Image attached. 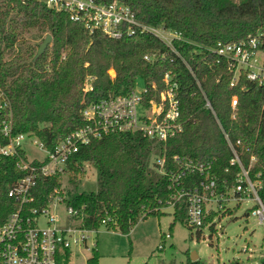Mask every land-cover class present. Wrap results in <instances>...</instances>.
I'll return each instance as SVG.
<instances>
[{
	"label": "trees",
	"instance_id": "obj_1",
	"mask_svg": "<svg viewBox=\"0 0 264 264\" xmlns=\"http://www.w3.org/2000/svg\"><path fill=\"white\" fill-rule=\"evenodd\" d=\"M96 1L108 4L115 0ZM118 1L129 6L140 21L178 32L182 40L176 41V47L195 76L163 41L148 32L116 38L100 28L91 30L67 12L39 0H0V86L11 100L15 132L34 134L52 148L68 132L85 125L81 109L86 103L110 94H128L136 88L139 77L150 87L149 97H158L165 86V73H173L185 122L182 133L166 143L140 132L111 133L82 145L69 162L74 189L78 188L77 174L86 163L97 170L96 190L67 193L68 204L81 213L82 226L98 229L106 225L129 233L140 220L163 214L173 199L168 174L150 167L155 153H166L167 168L174 169L178 167L172 161L175 154L213 161L214 169L224 177L232 152L222 126L231 138L250 148L245 152L246 163L252 152L258 156L253 171L262 169L264 173V86L242 77L231 87L233 71L212 51L219 43L264 31V0ZM47 34L53 36L52 42L34 60ZM36 38L41 40L33 44ZM147 54L154 58L146 60ZM110 69L115 71L114 77ZM197 79L216 115L206 106ZM153 82L157 91L151 88ZM235 94L238 105L233 116L231 97ZM6 164L0 175V221L17 207L8 190L22 175L14 159H7ZM191 178L196 181L199 176ZM60 185L58 177L39 180L31 205H46ZM174 216L192 228L184 201L175 205ZM71 255L69 252L60 264H69ZM100 256L95 245L87 263L99 264ZM188 264L206 263L190 259Z\"/></svg>",
	"mask_w": 264,
	"mask_h": 264
},
{
	"label": "built area",
	"instance_id": "obj_2",
	"mask_svg": "<svg viewBox=\"0 0 264 264\" xmlns=\"http://www.w3.org/2000/svg\"><path fill=\"white\" fill-rule=\"evenodd\" d=\"M39 1L49 8L67 12L72 20L84 23L91 30L100 28L112 37L120 38L138 31L153 34L167 45L174 56L180 57L195 76L193 68L176 47V41L182 40L178 32L164 25L140 21L129 6L118 0L108 4L96 0ZM212 51L233 71L231 87H236L242 77L264 86V31L258 30L238 41L219 43ZM153 58V54L145 55L148 61ZM163 81L165 86L158 97L157 94L149 97L151 89L145 84L142 89L134 88L128 94H110L86 103L81 109L85 125L68 132L52 148L34 134L15 132L11 100L0 86V175L6 170V160L11 158L22 174L8 190V196L16 200L17 207L0 221V264H60L67 259L69 252L72 254L73 247L87 243L88 233L94 229L82 226L81 213L74 205L68 204V192L63 183V177L71 170L70 159L82 145L111 133L140 132L163 143L182 133L185 122L178 98L179 85L171 71L165 73ZM197 83L206 99V106L216 115L199 79ZM151 88L158 90L155 82ZM231 105L235 116L238 95L231 97ZM221 129L232 152L224 177L214 169L213 161H198L175 154L172 161L178 167L174 169L167 168L166 153L154 154L155 168L159 173L168 174L171 180L173 199L170 206L175 207L178 202L184 201L192 228L201 230L209 227L217 231L216 223L232 213V201L238 205L243 201L251 203L248 216H253L259 223L264 222V196L261 195L264 173L262 169L253 171L259 158L252 152L246 163L245 152L250 148L244 146L240 139L231 138L222 126ZM32 136L36 138L34 144L45 152L41 158L29 157L24 142ZM233 167L237 170L233 171ZM192 175H198V180H193ZM51 177H58L61 185L54 189L50 201L42 207L31 205L33 190L39 180ZM60 202L67 206L68 222L75 225L59 227L55 224L57 220L50 215L49 208ZM41 216L47 218V228L39 227ZM163 246L161 244L160 248ZM249 249V246H244V250Z\"/></svg>",
	"mask_w": 264,
	"mask_h": 264
},
{
	"label": "rangeland",
	"instance_id": "obj_3",
	"mask_svg": "<svg viewBox=\"0 0 264 264\" xmlns=\"http://www.w3.org/2000/svg\"><path fill=\"white\" fill-rule=\"evenodd\" d=\"M40 40L36 38L32 43L37 44ZM109 72L115 76L114 70ZM144 86V80L139 77L136 89ZM25 140L30 158L45 155L34 144L35 137ZM155 158L153 154L150 159L151 168L155 167ZM72 175L70 170L63 177L66 192L92 191L98 188L97 170L91 163H86L77 174L76 189L70 182ZM231 205L232 213L216 223L217 231H212L209 227L201 230L188 227L182 220L175 219L173 206L166 207L163 214L140 220L129 233L101 225L88 233L86 244L73 247L68 262L88 264L87 259L97 245L101 255L99 264H188L193 251L206 264H264V222L259 223L253 216H248L251 203L243 201L238 205L232 201ZM49 213L56 218L55 224L59 227L75 225L74 222H68V210L64 202L50 205ZM39 227H48L45 216L40 217ZM167 234L170 237H166ZM161 244L164 245L162 248ZM244 246H249L250 249L244 250Z\"/></svg>",
	"mask_w": 264,
	"mask_h": 264
},
{
	"label": "water",
	"instance_id": "obj_4",
	"mask_svg": "<svg viewBox=\"0 0 264 264\" xmlns=\"http://www.w3.org/2000/svg\"><path fill=\"white\" fill-rule=\"evenodd\" d=\"M53 36L51 34H47L44 41L42 42V44L40 45L37 53L34 56V60L38 59L47 49V47L50 45V43L52 42ZM199 259V254L196 251H193L191 253V260L192 261H196Z\"/></svg>",
	"mask_w": 264,
	"mask_h": 264
}]
</instances>
